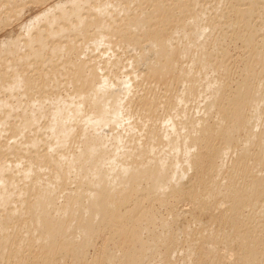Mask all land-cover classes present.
I'll list each match as a JSON object with an SVG mask.
<instances>
[{"label":"bare ground","instance_id":"1","mask_svg":"<svg viewBox=\"0 0 264 264\" xmlns=\"http://www.w3.org/2000/svg\"><path fill=\"white\" fill-rule=\"evenodd\" d=\"M50 1L0 0V27ZM165 1L59 0L0 41V264H89L102 236L92 264H264V0L230 11L248 50L231 92L220 23ZM184 200L207 237H238L233 262L178 247L199 233Z\"/></svg>","mask_w":264,"mask_h":264},{"label":"rangeland","instance_id":"2","mask_svg":"<svg viewBox=\"0 0 264 264\" xmlns=\"http://www.w3.org/2000/svg\"><path fill=\"white\" fill-rule=\"evenodd\" d=\"M58 1L59 0H51L48 3V5H46V6L36 7L34 5H31V4L26 5V7L23 8L24 11H23L22 17L20 18L19 21L13 22L11 25H8V26L3 27V28L0 27V41H4L8 35L13 34L16 36L17 34H19V32L21 30L20 27L22 25L26 24L28 21L31 20V18H34V16L41 14L43 12V10L45 11L47 7L49 8L52 4H54L55 2L57 3ZM195 1L196 0H186L187 3L193 4V5L196 3ZM200 1H201L200 2L201 5H204V6H189L188 7V9H190V11L188 12L189 15L185 16L184 19H183V15L181 14L182 13L181 8L179 6L170 5V8H171L170 15L171 16L169 19L172 20L173 22L181 21L182 19L184 21L191 19L193 17V13H196L195 12L196 10H194V9L192 10L193 7H197V9L199 11L204 10L205 13L207 14V16H209V17L214 16L216 18V20L220 23L219 24L220 28H215V35L221 37L220 40L222 42L220 45H221L222 49L224 50V55L220 56V60H225L226 62L224 64L227 63L225 66L228 65L229 74H228V76L225 77V84H227L226 85L227 90L232 88L231 90H229V92H231L233 89L235 90L236 81L239 80V78L241 76L240 75L241 74L240 69L242 67L241 61L244 60V57H246V55H248V54H246L248 50L245 46V42L229 41L230 36H232V28L230 26H228V21L238 17L235 14L232 15V13H230V11L232 9H234V7L235 8H241V9L246 8L247 6L244 5V3L246 1H244V0H226V4L224 5L223 9H220V10H216L214 6H211V4L213 3V0H203V1L200 0ZM174 2L176 3V0H166L165 1L166 4H168V3L171 4ZM135 8H138V7H135ZM152 8H154V6L149 7V9H152ZM263 8H264V6H263ZM263 8H260L257 11L256 10L253 11V13L251 14V16H250L251 24L249 26L250 27L249 29H248L247 25H239V26L242 29L243 28L248 29L249 32H251V30H254L253 33L256 36L263 34V32L261 30L259 31V29L261 27V25L259 23L264 21V9ZM163 17L168 18L167 15H163ZM155 18L157 19L158 17H155ZM173 27L175 28V26H173ZM173 27L168 28V32H170L172 34V36L176 34V30ZM179 36L181 37V32L176 34V37H179ZM147 80H149V82H151L152 79L151 80L147 79ZM157 83H158V85L160 84L159 81ZM155 85H157L156 82H155ZM156 203L157 202H153V204H151V205H154L153 207L155 208L156 211L158 209V211L156 212L155 210H153L154 208L150 205V208L151 207L153 208V209H151V211L152 212L154 211V213L156 212L155 214H157V215L159 214L158 217H160V216L166 217V215H168V211L166 209H163L162 207L158 208L159 205H158V203L157 204ZM177 208H178L177 209L178 212H181V211L187 212V211H190L192 209V206L188 200H184L178 204ZM183 209H184V211H183ZM165 212H167V213H165ZM186 212H185V214L187 217L185 216L186 217L185 219H187V222H189V227H190L191 231L195 230L196 228H199L198 230L196 229L197 232L199 231V233H198V235H196V237H193L194 239L192 238L193 240H191L189 243L186 242L187 244L186 243L184 244V242H185L184 238L180 237L179 238L180 242L178 241L179 243L177 244L178 247L182 248V246H183L182 249H187V248L192 249L194 247L195 248L201 247L204 251V249L207 247V245H211V244L213 245L214 244L217 251L219 250L218 252L214 253L215 255H220V256L222 255V256L229 257V258L226 257V259L229 260V263L231 260L234 261L235 257H237V255L240 254V251H241V250L239 251V243L240 242L237 239L234 241V239L238 238V237H234L231 239L229 237V239L227 241H230V242L226 245L225 244L224 245L218 244V241H216L214 236L207 237V234L205 233V231H207L211 227L216 228V226H214L216 224V222H215L214 218L212 217V215H210V214L203 215V216L199 217V221H201V222H199V221L197 222V220L196 221L194 220V223H192L193 220H191L190 216ZM183 218H184V216H183ZM188 220H190V221H188ZM183 223H184V220H183ZM198 223H200V224H198ZM179 224L181 225L182 221H181V223L179 222ZM179 224H178V226H180ZM200 226L201 227L203 226L202 230H201ZM98 239L95 240L96 242H94V244L96 243L95 246H92L94 248L90 247V249L89 248L87 249L88 251L86 250L87 251L86 255L88 257L87 262L89 264H92L91 263V261H93L92 258L95 257L94 255H96V252L98 250H100L104 244L103 241H105V238H103V236L99 240ZM232 241H234V242H232ZM236 244H238V245H236ZM227 246H228V248H227ZM98 248H100V249H98ZM112 248H113L112 245L109 246V249H112ZM93 249H96V250H93ZM231 250H232V252H231ZM233 252H234V255H233ZM22 253L26 254L25 252H22ZM225 253L228 255H226ZM255 253H257V249H255ZM89 258H91V259H89ZM206 261H204V259H203L202 260L203 264H210L212 260L210 258V260L206 259ZM233 261H231V262H233ZM152 264H163V262H161L160 260H155Z\"/></svg>","mask_w":264,"mask_h":264}]
</instances>
